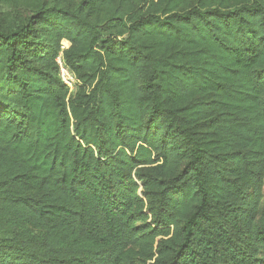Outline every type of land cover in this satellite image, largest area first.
Wrapping results in <instances>:
<instances>
[{"label":"trees","instance_id":"obj_1","mask_svg":"<svg viewBox=\"0 0 264 264\" xmlns=\"http://www.w3.org/2000/svg\"><path fill=\"white\" fill-rule=\"evenodd\" d=\"M263 188L264 0H0V264H264Z\"/></svg>","mask_w":264,"mask_h":264},{"label":"built area","instance_id":"obj_2","mask_svg":"<svg viewBox=\"0 0 264 264\" xmlns=\"http://www.w3.org/2000/svg\"><path fill=\"white\" fill-rule=\"evenodd\" d=\"M58 64L60 67V77L65 83L66 86L70 88V90H73L77 80L74 77V75L69 71V69L64 65L62 56L58 59Z\"/></svg>","mask_w":264,"mask_h":264},{"label":"rangeland","instance_id":"obj_3","mask_svg":"<svg viewBox=\"0 0 264 264\" xmlns=\"http://www.w3.org/2000/svg\"><path fill=\"white\" fill-rule=\"evenodd\" d=\"M63 45H64V47L70 46L68 44V42H66V41L63 42ZM263 195H264V188H263ZM258 221H259L260 225L264 226V198H263V202H262L261 212H260V214L258 216Z\"/></svg>","mask_w":264,"mask_h":264}]
</instances>
